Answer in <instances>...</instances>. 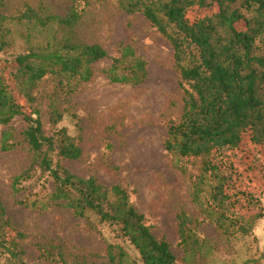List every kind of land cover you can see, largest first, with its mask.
I'll return each mask as SVG.
<instances>
[{"label":"trees","instance_id":"obj_1","mask_svg":"<svg viewBox=\"0 0 264 264\" xmlns=\"http://www.w3.org/2000/svg\"><path fill=\"white\" fill-rule=\"evenodd\" d=\"M81 1L89 0H72L64 17L51 14L43 18L29 6L18 20L42 26L56 22L72 29L81 18ZM3 5L0 0V9ZM119 5L129 14L142 13L174 50L184 101L180 118L168 125L165 149L180 158L200 160L192 200L202 218L185 211L178 215L183 260L199 264L215 251V245L199 233L206 221L227 238L249 237L264 217L261 201L232 189L231 175L219 159L224 150L242 147L246 133L264 146V0H119ZM206 9L212 12L194 15ZM11 19L0 12V53L12 46L7 26ZM106 58L112 60L106 73L113 83L137 85L147 78V62L132 46L121 44L119 54L110 56L103 45L72 36L60 46L30 45L12 61L4 59L5 65H0V148L9 152L19 145V133L12 123L22 117L27 128L21 134L31 152L29 165L13 178L12 190L21 192L23 182L39 171L40 177L50 178L52 184L42 208L52 202L77 217L92 213L112 225L118 237L127 239L139 255H131L123 244H109L105 264H177L170 243L154 233L145 215L130 202L128 190L108 186L96 176H80L56 160H78L83 150L65 126L47 133L35 106L37 88L45 79L56 81L57 96L73 95L93 78L95 64ZM50 108L58 123L62 113L55 100ZM241 195L249 205H257L253 215L241 211ZM13 225L0 194V264H27L20 243L26 235L19 231L10 234Z\"/></svg>","mask_w":264,"mask_h":264},{"label":"rangeland","instance_id":"obj_2","mask_svg":"<svg viewBox=\"0 0 264 264\" xmlns=\"http://www.w3.org/2000/svg\"><path fill=\"white\" fill-rule=\"evenodd\" d=\"M0 12L10 16L8 39L12 46L0 53L13 60L28 46L62 45L65 38L103 45L110 56L119 54L120 45H130L147 62L148 75L140 84L113 83L106 70L111 58L95 64L93 78L83 83L73 95L58 94L56 81L49 77L37 88V106L44 128L52 134L67 127L83 154L78 160L58 159L63 166L83 176H96L102 183L120 185L130 192V202L146 217L159 238H165L177 256V264H186L180 245L178 215L181 211L202 218L192 200L193 183L200 174V160L180 158L165 149L170 121L182 114L184 91L175 66L174 50L169 40L142 13L129 14L119 0H89L79 3L81 18L72 29L59 23L48 26L18 20L34 8L43 18L54 14L66 16L72 0H4ZM211 10L197 11L206 15ZM242 26V25H241ZM56 98V99H55ZM55 100L62 113L54 122L50 108ZM19 145L4 152L0 148V194L5 200L14 232L26 235L21 246L27 264H105L107 246L123 244L134 257L135 247L109 223L88 213L77 217L56 203L48 201L50 178L40 172L23 182L22 191L14 193L13 178L29 165L31 152L21 134L27 123L18 117L12 123ZM3 126L0 125V139ZM221 165L230 173L232 189L243 190L264 206V146L246 133L242 147L224 150ZM45 186V187H44ZM37 202V206L33 205ZM241 211L248 216L257 205L241 195ZM200 236L215 251L199 264H264V217L259 219L249 237L227 238L214 224L206 221ZM250 261V263H249Z\"/></svg>","mask_w":264,"mask_h":264}]
</instances>
